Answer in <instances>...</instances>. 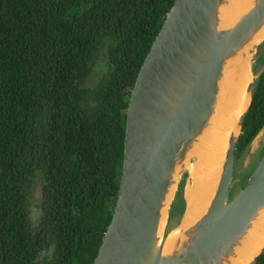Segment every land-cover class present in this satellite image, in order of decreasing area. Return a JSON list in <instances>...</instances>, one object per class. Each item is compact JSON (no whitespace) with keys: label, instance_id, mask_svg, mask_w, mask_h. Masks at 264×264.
<instances>
[{"label":"trees","instance_id":"1","mask_svg":"<svg viewBox=\"0 0 264 264\" xmlns=\"http://www.w3.org/2000/svg\"><path fill=\"white\" fill-rule=\"evenodd\" d=\"M171 2L0 0V264H37L41 251V264H90L115 199L128 94ZM100 51L107 67L84 85ZM263 123L264 67L234 157ZM36 176L33 222L27 195ZM182 185L164 232L183 209ZM254 264H264V246Z\"/></svg>","mask_w":264,"mask_h":264},{"label":"water","instance_id":"2","mask_svg":"<svg viewBox=\"0 0 264 264\" xmlns=\"http://www.w3.org/2000/svg\"><path fill=\"white\" fill-rule=\"evenodd\" d=\"M229 2L172 0L165 12L128 94L115 199L90 264H232L264 209V150L229 196L236 139L264 67L263 61L251 69V57L264 41V34L256 38L264 26V0H248L224 26L220 14ZM234 57L248 60L250 78L245 106L227 131L214 189L199 216L184 226L183 200L177 223L164 232L177 184L183 178V190L188 181L185 164L195 161L190 150L209 126L222 70ZM262 58L258 53L253 63ZM263 246L264 240L244 264H254Z\"/></svg>","mask_w":264,"mask_h":264},{"label":"bare ground","instance_id":"3","mask_svg":"<svg viewBox=\"0 0 264 264\" xmlns=\"http://www.w3.org/2000/svg\"><path fill=\"white\" fill-rule=\"evenodd\" d=\"M247 5L248 0H230L227 7L221 11L220 24L224 26L230 24L238 14L245 10ZM263 34L264 26L256 38H260ZM249 78L250 71L247 59L234 57L224 65L218 82L219 90L213 113L210 116L209 126L202 131L190 150L195 155V161L185 164L190 183L185 185L182 191L185 205L181 218L182 226L199 216L212 194L227 131L231 126L233 117L245 106L246 97H244L243 90ZM220 98L224 102L219 104ZM173 233L174 229L168 233L163 245L164 251L170 245ZM263 240L264 209L259 212L243 237L241 244L235 249L236 254L232 264H244L259 248Z\"/></svg>","mask_w":264,"mask_h":264},{"label":"rangeland","instance_id":"4","mask_svg":"<svg viewBox=\"0 0 264 264\" xmlns=\"http://www.w3.org/2000/svg\"><path fill=\"white\" fill-rule=\"evenodd\" d=\"M251 58H252V61H251V65H252V64H254L253 60L255 59V53L252 55ZM106 67H107V63H106L105 55L102 51H100L98 53V55L95 57V59L93 60V63L91 64V68L83 80V84L88 85V86L93 85L97 81V79L100 77V75H102V73L105 71ZM223 102H224V100L222 98H220L218 103L220 104ZM263 146H264V126L257 133V135L253 138V140L249 144L246 152L240 158L236 159L237 169L245 168V170H246L247 169L246 166L248 165V162L250 161L251 157L254 156L253 159H256V157L259 153L256 150H258V149L261 150V148ZM190 165H189V169H190ZM184 180L186 183L187 177H185ZM234 180H235V177L233 178V181ZM189 181H190V177L188 174V181H187L186 185L188 183H190ZM39 185H40V179L38 176H36L32 182V185H31L29 192H28V195H27L28 216H29L30 220L33 222H35V220L37 219V216H38V206L37 205H38V196H39ZM238 189H239L238 184H236V182H234L233 191L236 192ZM231 192H232V190L229 192L230 197H231ZM175 203L177 205L176 201H175ZM47 255H48V251H41L39 256H38L36 263L41 264L40 261L41 260L43 261Z\"/></svg>","mask_w":264,"mask_h":264},{"label":"flooded vegetation","instance_id":"5","mask_svg":"<svg viewBox=\"0 0 264 264\" xmlns=\"http://www.w3.org/2000/svg\"><path fill=\"white\" fill-rule=\"evenodd\" d=\"M263 42V41H262ZM263 49H264V44H260V45H258V47L256 48V51H255V55H257L258 53L259 54H262V55H264L262 52H263ZM264 57V56H263ZM263 59V58H262ZM264 126V123L261 125V127L258 129V131L256 132V134L253 136V138L257 135V133L261 130V128ZM253 138L250 140V142H249V144L251 143V141L253 140ZM249 144H248V146H249ZM248 146H247V148H248ZM247 148L246 149H244L238 156H236V157H234V159H233V168H232V175H231V186H230V191L232 190V192H231V196L235 193L234 191H233V184H234V182H236V181H238V177L240 176V175H246L247 173H248V170L250 169V167L252 166V164L254 163V161H256L258 158H259V156L261 155V153L263 152V150H264V146L261 148V150H256V151H258L259 153H258V155H257V157H256V159H253V157L254 156H252L251 157V159H250V161L248 162V165L246 166V170H245V168H243V169H237V167H236V159L237 158H240L245 152H246V150H247ZM262 151V152H261ZM247 171V172H246ZM235 175V176H234ZM235 177V180L233 181V178ZM236 184H237V182H236ZM172 227H170L169 229H171ZM168 229V230H169ZM42 263V262H41Z\"/></svg>","mask_w":264,"mask_h":264},{"label":"crops","instance_id":"6","mask_svg":"<svg viewBox=\"0 0 264 264\" xmlns=\"http://www.w3.org/2000/svg\"><path fill=\"white\" fill-rule=\"evenodd\" d=\"M186 200V199H185ZM186 208H187V202H186Z\"/></svg>","mask_w":264,"mask_h":264}]
</instances>
